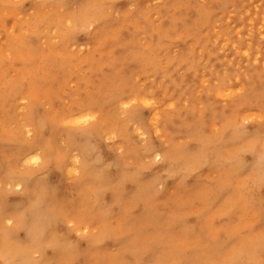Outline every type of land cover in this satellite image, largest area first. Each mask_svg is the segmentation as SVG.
I'll return each instance as SVG.
<instances>
[{
  "label": "rangeland",
  "instance_id": "rangeland-1",
  "mask_svg": "<svg viewBox=\"0 0 264 264\" xmlns=\"http://www.w3.org/2000/svg\"><path fill=\"white\" fill-rule=\"evenodd\" d=\"M57 1L58 0H52V1L50 0H22V3H21V0H0V59L2 60V63H3V65H1V61H0V79H2L0 80V89H2L0 90L1 92L0 93V108L3 109V110L0 109V123L2 122V119L3 121L7 119L6 121L8 122L6 121L5 122L9 126L7 130L6 129L7 125L4 124L5 122H2L0 124V129L6 130L10 135L11 133L12 135L19 134V127H16L14 123L18 125L17 123L21 119L20 116L21 115L22 117L23 115L25 116V113L27 111V105L31 97L32 98L36 97L37 98L36 100L40 104H42L41 109H40L42 114L49 113L50 106H48V104L46 103V99L52 95L58 96L59 98L61 97L60 104L57 106V108H59L61 111L66 112L68 117H72L74 115L79 114L78 112L79 107H77V102L83 98L84 92L86 88H88L87 82L90 80V78H95V77H90L91 72L97 70L98 73H100L99 71L102 68L107 70V73H114L115 71H117L116 70V60H114L115 58L113 54L111 55V53H112V50L116 49L118 50L117 56L119 57L120 52L122 53L125 52V49H126L125 45H132V46L135 45L134 48L141 52L143 51L142 49H144L145 56L147 52L151 53V55L148 54L147 57L148 56L156 57V58L151 57L152 59L151 58L150 59L153 60L152 61L153 63L155 59L156 61L158 60L160 65L157 70L149 69V67L152 66L151 65L152 62L149 63L147 66L146 65L147 62L145 61H147L148 58L144 56L145 57V58L143 57L144 60H141L140 62L142 66L145 68V71L144 70L141 71L138 67L132 68L131 69L132 72L129 71V74L131 73V75L128 74L130 76L129 82L131 81L130 82L131 87L129 88V90L122 88V90L127 91V94H125V96L122 98L123 101H128L130 98H133L137 95H141L147 99L153 100L155 104L158 106L157 108H159L161 111L160 112L161 117L162 118H165L166 116L168 118L171 117L170 119L172 120V116H173V118H175L173 120V123L175 125L176 124L180 125V122L184 120L183 118L184 116H189V115L193 116V114L198 116L200 114V117L202 118L204 117L203 118L204 123L198 124L199 133L202 135L201 138L203 136L204 137L206 136L205 138L203 137L204 138L203 140H207V141H214L218 137L216 136L218 133L214 132L215 126L221 127L222 125L226 126L228 123L232 124V129L228 130L227 132L228 133L227 139L229 138L228 145L227 146L224 145L226 147L221 145V150L224 149V151H222V155L225 156V157L222 156V162L217 163L215 159L209 156L210 154L206 153L203 149V152H205V156H208V157L207 159L206 157L204 158L203 152L198 154L197 157H200L201 155H203L202 159H205V161L202 160L203 161L202 164L201 163L198 164L199 167L196 166L199 168L198 170H194V172H189L188 176H187V173H185L184 171L183 173H180V174L176 173V171L175 173H170V171L168 172L166 170V168L163 166V163L161 161H157L153 159L147 160L144 157V155H142L143 154L142 152H144V148L142 146L144 139H142L141 136L139 137V135L136 134V126L134 124H126L122 118L121 119L119 118L118 113H120V109L118 108L120 107H118V105L120 103V100L117 103H115L114 108H112V116L114 117L115 123H119V121L123 120L122 121L123 125L121 124V128L123 127V130L121 129V132H122L120 133L121 139L119 140L123 141L124 143L123 146H125L127 150L124 153V157H126L125 160L129 159L130 163H132L134 167H137L139 169L140 174L142 175V178L140 180L141 181L143 180V182L140 183L135 178H132V177L131 178H120V179L115 178L114 180H112L113 183H111L110 185L111 189L108 188L106 190V185H103L105 184V182L103 183L102 180L100 181L98 180L99 174L92 173V176H91V174L87 173V174H81V175L76 176L74 174L64 175V173L61 172L62 175L66 176L65 179L69 182L75 183L76 181V184H78L79 183L78 179L75 177H79L82 179L81 181L83 182L82 184L84 186L86 185V187L90 189H93L96 182L102 184L105 187L104 191L101 193V197L103 200V202L102 201L101 202L103 205L101 204L100 207H103L102 208L103 210H98V208H96L97 206L96 207L94 206L95 205L94 197L93 198L92 197L83 198V195L80 194L79 189H78L79 199H83V200H80L81 207H82L81 212H82V217H83L81 219L85 218L84 221H80L81 219H79V222H80L79 224L77 222L78 220L76 221L70 220V222L71 221L73 222V223H70L73 226L69 228V223H68L69 220L65 222L66 220V218L64 217L65 214L63 215L62 213H60L61 215H63L62 217L64 221L63 223L58 224L57 226L62 227L64 231L69 233L74 240L79 241L84 246V248L88 250V255L86 256L87 258L85 257L82 259H87L89 261L92 259L91 260L92 262L98 263L99 260H101L102 258V260L103 259L104 261L106 260V264H117V261L119 260V258H116L117 256L115 257L113 254H111V252L112 253L116 252V255L119 253L118 254L119 257L122 256V253L124 254L125 252V250L123 251L122 247H124V243H126L125 244L126 250H128L132 254V256H127L128 257L127 259L130 260L129 264H139V262H142L145 260H151L153 264H166V263L167 264H212V263L213 264H232L235 259L234 254L237 253L238 250H239L238 253H241V255L243 254L242 253L243 250H244L243 251L244 253L246 252L245 255L243 254L244 256H241V257H240V254H237V256L240 257L239 264H262V262H264V255H262V253H264V240H262L260 236L261 235L260 234L261 216L259 212H260L261 199H264V178H263L264 177V172H263L264 162L260 163V161L264 159L263 157L264 139H261V136H258V135H261L260 129L262 128V126L264 127V124H262V121L260 120L261 116L258 117L259 115H261V113H260L259 103L257 102L259 101L262 91L264 92V81H263V86L261 88H257L256 97H253L249 94L247 96L249 99L246 98L243 101V98L241 97L240 94H243V91H242L243 85L244 87L247 85L246 89L248 91L249 89L248 87H250V84H249L250 81L252 83L254 80L258 79L259 77L264 80V10H263L264 0H233V1L229 0L228 2L229 5H226L228 7H225L223 9H221L218 5L220 0L219 1L215 0L216 2L214 0H137L138 1L137 3H136V0H117V1L113 0V2L111 0H100V1L98 0H79V3L85 6H88L89 3L90 5L95 6L97 4H103L102 2L114 5L112 9L113 12L111 9L105 10L107 11V16L104 18V20L106 24L108 23L109 24L107 25L105 30L101 33L102 35L100 34L99 38L95 39L96 41H98L99 39L103 40V42L101 44L99 43V46L96 47V51L98 52V54L96 53L94 55L96 59L95 64H93V62L91 63L86 62L84 64L85 59L88 58L86 56H89V57L92 56L91 51L93 48L88 49L85 46H82L85 43H80L79 44L80 47L79 46L77 47V45L66 44L69 36L66 35L67 31L65 29L66 27L68 28V25L70 24L76 25V26L73 25V27L74 28L77 27V29L79 30L76 32L77 34L75 33L79 41L81 37H86L90 35L89 33H92L93 31L95 32L97 28V26H95V30H94L93 27L86 24L85 19L87 17L85 16L86 17L85 18L84 16H82L81 12L86 11L87 15L93 14L96 12L101 16L104 10L102 9L99 10V8L96 9V7H88V8L84 7L82 9L80 7L77 10L76 9L70 10V9L65 8L64 6L65 4L69 3L68 0H59L60 4L63 5V7L61 5L60 7ZM64 1L65 3L63 4ZM96 1H98V3ZM19 3L21 5H19ZM15 4H17L18 6ZM42 4L45 6H43ZM131 4L132 5L134 4L135 7H132ZM43 7L44 9L42 10ZM202 8H204L205 11H208L210 13L212 12L210 21L205 26H202L200 24V22L198 21V17H197L199 16V13H201L204 10ZM208 9L209 10L212 9V10L209 11ZM39 10H40V14H39ZM72 10H74V12H72ZM87 11H89V13ZM71 12L73 13V15L74 14L76 15L74 16L77 17V21H80L82 18L84 21L81 20L80 23L79 22L72 23L73 20L70 21V19L68 18L69 14H72ZM86 13H83V15H86ZM117 13H119V15H117ZM55 14H58V15L56 16ZM64 16H66L67 18L65 17V19L63 18L64 19L63 20L62 17ZM109 18L110 20H107ZM65 20L67 22H65ZM55 21H57L58 24ZM64 22L67 25L64 24ZM30 23L31 24L35 23V24L31 25ZM39 23H42L43 25ZM22 24L24 25L22 26ZM65 25L66 27L64 28ZM135 29L138 30V32ZM58 30L60 31V34ZM167 30L168 32L165 33ZM62 31L66 32V34ZM131 31L133 32L131 33ZM114 32H116L117 34ZM163 32L167 34L165 36L169 35L171 39L169 36L166 37L167 39L164 38L165 36H163L164 35ZM35 33H37L38 36ZM160 33L161 35L162 34L163 35L161 36ZM63 36H65L64 39L66 41H63L64 40L62 39ZM108 36H110L112 39ZM125 36L127 37L126 41H124ZM16 37L19 39V40L17 39L18 41H16ZM115 37H118V38H115ZM14 38L15 40H13ZM159 41L162 43L161 45L159 44L160 43ZM11 43L13 44L12 47H11L12 45ZM163 44H167V45L163 46ZM34 46L36 47L34 48ZM27 48L29 49V52H27ZM16 49H17V53H15ZM150 50L153 52V55ZM188 50L190 53L188 52ZM242 50H249L251 54L254 55V58L257 59V61H251V60L246 59V57H241L240 54H238V51H242ZM24 51L27 54L24 53ZM156 51L158 52L157 55H156ZM3 53H5V55H3ZM16 54L18 57H16ZM55 55H57V57ZM182 55L185 57V59H183L184 57H182ZM186 56H188L189 59ZM11 58L12 60H10ZM186 59L190 61H187ZM52 62L54 63V67H53ZM71 63H73L74 65L73 64L71 65ZM98 65H100V67H98ZM29 67H32V68L30 69ZM58 67H59V70H58ZM27 68L30 69L29 72H28L29 69ZM63 68L67 70L63 72ZM71 68L74 72L71 71ZM54 69L55 70L57 69V70L55 71ZM136 70L139 72H137ZM57 73H58V76H56ZM85 73L86 75H84ZM26 75H29V76H26ZM51 75L54 77L53 79ZM24 76L27 77L26 80ZM183 77L185 80L186 78H188L189 81H184ZM41 78L43 80H41ZM83 78L85 81L81 80ZM42 83L43 85L41 86ZM225 84L227 85L225 86ZM134 85H136V87ZM6 86H8V88ZM152 87L153 89H150ZM166 88L168 89V91L171 90V92L166 93L165 91ZM12 89L15 90L17 94L14 93ZM155 89L156 90L158 89V90L156 91ZM236 90L237 91L240 90L242 92H237ZM53 91H54V94H53ZM58 91H59V94H56ZM155 91L157 92L156 94H155ZM174 91L175 93H173ZM224 91L226 93H229L230 91H231L230 93H232L233 91H235L236 94L233 95L234 97L233 96L228 97L225 93L227 97H225L224 95L225 97V98L223 97L224 99L216 98L217 93L224 92ZM2 92H3V96H2ZM151 92L152 94H150ZM136 93L137 95H135ZM164 93H165V96H164ZM24 94L25 96H22ZM157 95L159 96L157 97ZM11 96H12V99L10 98ZM159 97L160 98L162 97L163 100L162 98L160 99ZM2 98H4V101ZM22 99H26L27 101L23 102ZM42 99L44 101H42ZM228 99H230V101ZM251 100H252V103H251ZM231 101L234 103H231ZM172 102L175 105L174 107L169 108L168 106ZM237 102H238L237 104L238 106L236 105ZM1 103L4 104V106H2ZM241 103L244 104L245 106H243ZM226 105L230 107H226ZM135 106L137 105H133L132 107H135ZM138 106L141 110L142 117L148 120L150 117V109L140 106V105ZM224 106L226 109H224ZM5 107L7 110H5ZM203 108L205 110H203ZM232 108H234V112ZM219 110L221 112L225 110L224 117L225 118L230 117L232 121L230 120L226 121L224 117L223 119L219 117L220 115ZM178 111H180L181 113H177ZM229 111H232L234 113L232 114L233 116H231V113ZM225 112L229 114H225ZM249 115H252L254 117H251ZM214 116L215 117L218 116V117L215 118ZM11 118H13V120H11ZM214 118L215 120L218 118L220 120L215 121ZM17 119L19 120L17 121ZM10 120L13 122H11ZM233 121H236L237 125L233 124L235 123ZM257 121L259 122L256 123ZM9 122L12 124H10ZM240 125L242 128L240 127ZM235 128L236 129L239 128V130L240 129L248 130L247 133H250V134H246L245 136L246 139L243 141L245 143L240 142L239 140L234 138L235 136H237L236 134L233 133ZM48 130H50V128ZM58 130L60 132L59 134L65 139V141H68L69 138L67 136V132H65L66 130L64 132H61V129H58ZM133 131H135V133ZM232 134L235 135L233 136V138H232ZM28 136L25 137V139L34 138V134L31 137H28ZM152 138L154 139V135H152ZM254 138L256 139L255 141H251L252 143V146H251L250 140H254ZM161 139L163 142H166V141L169 142V132L164 127H162ZM183 140L189 141L190 139L188 138V135L186 138V133H179L175 139L176 144L182 145L184 142ZM188 141L185 143V145L188 144ZM61 144L62 143H60V146L63 147L65 142L62 145ZM110 144L113 145L114 144L113 141ZM253 144L255 145V148ZM68 147L70 148H65L64 153L66 155L68 151L70 150L71 156L68 157L66 160L62 159L64 162V165L66 164L67 166L70 165L69 160L71 159V157L73 155L76 156L78 154V151L75 149L74 145H72V142L68 144ZM191 147H193V149ZM197 147L200 149V146H197L193 143L190 146V150H196L198 152L199 149ZM247 147H250V148H247ZM100 148L101 149H99V153L105 159V161H108V162L114 161L115 152L111 148H109L106 144H101ZM242 148L245 150H243ZM234 151L236 153H234ZM243 152H245V154H242ZM228 154L232 157H230ZM234 154L236 155L234 156ZM126 155H129V156H126ZM260 155L262 156L260 157ZM141 156L143 157L141 158ZM226 156H229V157H227L226 159ZM141 159H144V160H141ZM207 161H210V162H207ZM205 162H207L208 164H205ZM141 163L144 164V166L147 167V169L143 168L140 165ZM261 164L263 166H261ZM101 165H102V162L95 159V166L100 169ZM237 167L241 171H239ZM74 168H77L80 174L81 168L79 167V165L74 166ZM109 169H110L111 174L117 177L118 170L116 169V167L114 165L112 166L110 165ZM223 170L225 173H223ZM228 170H229V173H228ZM220 173H221V176H220ZM250 173H252V175ZM197 176L198 178H196ZM96 178L99 182L92 180V179L96 180ZM248 179L250 180L248 181ZM51 180L52 182H60L62 180V177L59 176L57 173L52 172ZM49 184L52 185V183H49ZM146 184H148L149 186H152V189L151 190L148 188L144 189V185ZM242 186L243 188H241ZM136 188L137 190H135ZM140 190H142V192ZM152 190L155 191V193L152 192V194L154 195L151 196ZM214 191H217V192H214ZM240 191L242 193H240ZM16 192L17 190H15V193ZM15 193L10 194V202L13 205L12 207L14 211L16 209V201H17ZM115 194H118L117 195L118 199L122 197L120 200L122 201V207H123V204L125 205L124 210L126 212L124 214H121L122 207L112 204L113 197ZM35 197L36 196L33 192L30 193V199L32 201H35L34 200ZM138 199H139V202H138ZM83 203L85 205H83ZM244 206L246 208H244ZM82 209H84V211ZM251 210L252 211L254 210V211L252 212ZM94 211H96V213ZM85 212H88V213H85ZM109 212L111 213V215ZM89 213H91L92 215L91 214L89 215ZM104 213L106 215H104ZM83 214L85 215L87 214L91 217H87V215L83 216ZM93 214H96V215H93ZM126 217H129V218H126ZM90 219L91 220L93 219V220L90 221ZM30 221L31 220L27 221L28 225L31 224ZM94 221L96 222V224H94ZM119 221H120V225H119ZM169 223L173 225L170 226ZM131 224L132 226L136 227V229H138L136 230L137 232H135V228H133ZM184 225H187V227ZM32 226H33L32 224L31 226H29V230ZM89 226L91 227L89 228ZM95 226L96 228H94ZM121 226L124 229V231L123 229L120 228ZM114 227H116V229ZM131 227L133 228L132 229L133 231L131 230ZM41 228L40 229L42 231L39 229V227H38V230H33V229H37L34 227L32 230L34 231V234H37V233L40 234V231H41V234L39 235V237H41L42 235L44 239L51 240L54 242V244L52 245H56L55 248H57L56 250L58 252L56 251L57 255L55 254L56 255L55 257L57 259H60V261L62 262V258L65 255H71L73 257L74 255H76V257H79L78 256L79 254H71V253H78V252H75L77 251V248L69 247L71 243L69 244L68 241L67 243L65 242L66 240L64 239V232H60L62 236L60 237L59 235L58 238L56 235H52V239H51V236L48 235L49 233L52 234L51 228L48 227L47 225L45 226L47 230L44 229V226ZM76 228H77V231H76ZM118 228H120L121 230H119ZM92 229L94 232L92 231ZM103 229H104V232H102ZM125 230H128V232ZM142 230L143 232H145L143 234V236H145L144 237L145 240L147 238V240H149V243L148 241L145 242L144 238L140 240L141 241L143 240L142 242L145 244L148 243L146 245H143L141 241L137 240L140 237L142 238V234H141ZM88 231H90L91 233H94L95 236L93 234L91 235V233ZM116 231L118 232L120 231L119 234L123 232V236L120 237V235ZM133 232L137 233V235L134 234ZM84 233L86 236L84 235ZM103 233L105 237L101 236L103 235ZM81 235L82 237H80ZM134 235L136 236V239L133 240L132 238L135 237ZM256 235H258L256 237L257 239L255 238ZM129 237H131V239L133 240V241L130 240V242L132 241L134 243L136 240L135 243H138V244L135 245L133 243H130L131 246L130 248H128L127 246H128L129 240L127 241V239ZM99 238H102L103 241H100L101 239ZM59 239H61L62 241L61 240L59 241ZM88 240L91 242L88 243ZM56 241L58 244L56 243ZM246 241L248 243H246ZM150 242L154 244L152 243L150 244ZM242 244L245 245V248ZM137 245L139 246L137 247ZM66 246L69 249L71 248L70 249L71 252H69L70 250L69 251L67 250L68 248L64 249ZM92 246L97 247V248L95 249ZM119 246L121 247L122 250L120 249ZM239 246H242V247H239ZM89 247L91 249H89ZM143 247L144 248L147 247V248H145L144 250ZM255 248H257V250ZM148 249L150 250L148 251ZM139 251L142 253H140ZM231 251H233L232 253L234 252L235 253L232 254ZM32 252L33 253L35 252V253L33 254ZM62 252L64 255L61 254ZM38 254L39 253H37L36 250L31 251L30 259L33 260L34 258V260L31 261L32 264H40L41 255L40 254L38 255ZM229 254L230 255L232 254L231 256L233 257L232 258L229 257L228 256ZM35 255L37 257L39 256L40 261L36 260L37 257ZM91 255L93 256L91 257ZM250 255H251V259L249 257ZM133 256H136V257H133ZM110 258L112 261L109 260ZM137 258L138 260H135ZM74 259L75 260L73 261H78L81 258L77 260V258L74 257ZM221 259L225 260V262L223 263V260L221 261ZM253 260L255 261L253 262ZM124 261L125 260H123V262H120V263L123 264ZM124 264H128V262L125 261Z\"/></svg>",
  "mask_w": 264,
  "mask_h": 264
},
{
  "label": "bare ground",
  "instance_id": "bare-ground-1",
  "mask_svg": "<svg viewBox=\"0 0 264 264\" xmlns=\"http://www.w3.org/2000/svg\"><path fill=\"white\" fill-rule=\"evenodd\" d=\"M50 1H52V0H50ZM69 1V0H68ZM98 1H100V0H98ZM98 1H96L97 3H98ZM112 2H113V0H111ZM115 1V0H114ZM117 1V0H116ZM215 1V0H214ZM216 1H219V0H216ZM215 1V2H216ZM233 1V0H232ZM41 2V1H40ZM56 2V1H55ZM89 2V1H88ZM120 2V1H119ZM138 1L136 0V3H137ZM228 2H229V0H220L219 1V7L221 8V9H223V8H225V7H228V6H226V5H229L228 4ZM21 3H22V0H21ZM35 3H37V2H35ZM50 3V2H49ZM52 3V2H51ZM57 3H59V6L61 5L60 4V1L58 0L57 1ZM61 3H62V1H61ZM65 3V1L63 2V4ZM95 3V2H94ZM100 3V2H99ZM102 3H104V2H102ZM212 3V2H211ZM261 3V2H260ZM18 4V3H17ZM17 4H15V5H17ZM92 4H93V2H92ZM96 4V3H95ZM149 4V3H148ZM231 4V3H230ZM259 4V3H258ZM19 5H21L20 3H19ZM43 5V4H42ZM66 5V4H65ZM64 5V6H65ZM89 5H90V3H89ZM132 5V4H131ZM134 5V4H133ZM166 5V4H165ZM262 5V4H261ZM18 6V5H17ZM43 6H45V5H43ZM49 6V5H48ZM55 6V5H54ZM62 7H63V5H61ZM60 6V7H61ZM114 6V5H113ZM115 6H116V4H115ZM119 6V5H118ZM175 6V5H174ZM181 6H183V5H181ZM185 6V5H184ZM52 7V6H51ZM156 7V6H155ZM256 7V6H255ZM261 7V6H260ZM17 8V7H16ZM88 8V7H87ZM116 8H118V7H116ZM115 8V9H116ZM138 8V7H137ZM209 8H211V7H209ZM219 8V9H220ZM28 9V8H27ZM44 9V7L42 8V10ZM55 9H56V7H55ZM82 9V8H81ZM97 9V8H96ZM113 9V8H112ZM111 9V10H112ZM160 9V8H159ZM198 9V8H197ZM202 9H204V8H202ZM59 10V9H58ZM64 10V9H63ZM77 10V9H76ZM100 10V9H99ZM102 10H104V9H102ZM119 10H120V8H119ZM127 10V9H126ZM209 10V9H208ZM212 9H210L209 11H211ZM264 10V9H263ZM30 11V10H29ZM51 11H53V10H51ZM82 11V10H81ZM116 11V10H115ZM122 11V10H121ZM19 12V11H18ZM69 12V11H68ZM72 12H74V10H72ZM71 12V13H72ZM88 13H89V11H87ZM104 12H105V10H104ZM112 12H113V10H112ZM119 12V11H118ZM126 12V11H125ZM128 12V11H127ZM187 12H189V11H187ZM198 12V11H197ZM67 13V12H66ZM82 13V16H86L85 18V21H86V24H88L89 26H91V27H93V29L95 30V26H98V23L100 22L98 19H95V18H97V17H100V15L98 14V13H93V14H89V15H87V13H86V11L84 12H81ZM80 13V14H81ZM83 13H86V15H83ZM91 13V12H90ZM212 13V12H211ZM210 12H208V11H205V9L201 12V13H199V16H197L198 17V21L200 22V24L202 25V26H205V25H207L208 24V22L210 21V18H211V16H212V14H211ZM20 14V13H19ZM18 14V15H19ZM30 14V13H29ZM39 14H40V10H39ZM68 14V13H67ZM73 14V13H72ZM110 14V13H109ZM131 14V13H130ZM38 15V14H37ZM56 16L58 15V14H55ZM70 15V14H69ZM75 15V14H74ZM118 15V14H117ZM141 15V14H140ZM172 15H174V14H172ZM68 16V15H67ZM76 16V15H75ZM136 16H138V15H136ZM35 17V16H34ZM60 17V16H59ZM65 17L66 16H64V17H62V19L64 18L65 19ZM79 17V16H78ZM109 17H110V15H109ZM174 17V16H173ZM188 17H189V15H188ZM54 18V17H53ZM67 18V17H66ZM77 18V17H76ZM105 18V17H104ZM121 18V17H120ZM143 18V17H142ZM192 18V17H191ZM61 19V18H60ZM63 19V20H64ZM180 19V18H179ZM48 20V19H47ZM56 20V19H55ZM58 20H59V18H58ZM81 20H83V18L81 19ZM80 20V21H81ZM107 20H110V18L109 19H107ZM119 20H121V19H119ZM118 20V21H119ZM137 20V19H136ZM138 20H139V18H138ZM137 20V21H138ZM61 21V20H60ZM59 21V22H60ZM70 21H71V19H70ZM80 21H78L79 23H80ZM84 21V20H83ZM175 21V20H174ZM33 22V21H32ZM35 22H36V20H35ZM44 22H45V20H44ZM55 22H57V21H55ZM65 22H67L66 20H65ZM64 22V24H66ZM38 23V22H37ZM36 23V24H37ZM47 23H48V21H47ZM71 23V22H70ZM72 23H74V22H72ZM106 23V22H105ZM31 24V23H30ZM35 24V23H34ZM34 24H31V25H34ZM39 24H42V23H39ZM57 24H58V22H57ZM69 24V23H68ZM81 24H82V22H81ZM80 24V25H81ZM109 24V23H108ZM107 24V25H108ZM137 24V23H136ZM251 24V23H250ZM24 24H22V26H23ZM43 25V24H42ZM67 25V24H66ZM66 25L64 26V28L66 27ZM74 25V24H73ZM85 25V24H84ZM83 25V26H84ZM133 25V24H132ZM198 25V24H197ZM22 26H21V28H22ZM29 26V25H28ZM40 26V25H39ZM38 26V27H39ZM69 26V25H68ZM74 26H76V25H74ZM82 26V25H81ZM86 26V25H85ZM84 26V27H85ZM88 26V27H89ZM135 26V25H134ZM200 26V25H199ZM63 27V26H62ZM137 27V26H136ZM135 27V28H136ZM20 28V27H19ZM58 28H59V26H58ZM83 28V27H82ZM81 28V29H82ZM90 28V27H89ZM170 28V27H169ZM28 29V28H27ZM66 29H67V27H66ZM65 29V30H66ZM76 29H77V27H76ZM86 29H87V27H86ZM130 29V28H129ZM138 29H139V27H138ZM161 29V28H160ZM167 29V28H166ZM184 29V28H183ZM29 30V29H28ZM33 30V29H32ZM119 30H121V29H119ZM118 30V31H119ZM126 30H128V29H126ZM134 30V29H133ZM136 30V29H135ZM145 30V29H144ZM7 31V30H6ZM31 31V30H30ZM35 31V30H34ZM34 31H32V32H34ZM41 31V30H40ZM59 31V30H58ZM79 31V30H78ZM113 31V30H112ZM137 32H138V30H136ZM155 31V30H154ZM181 31V30H180ZM179 31V32H180ZM11 32V31H10ZM62 32H64V31H62ZM82 32V31H81ZM117 32V31H116ZM116 32H114V33H116ZM133 31H131V33H132ZM146 32V31H145ZM159 32V31H158ZM168 32V30L165 32V33H167ZM186 32V31H185ZM194 32V31H193ZM65 34H66V32H64ZM83 33V32H82ZM92 33H94V31L92 32ZM92 33H89V34H92ZM164 33V32H163ZM164 33V35L163 36H165V35H167V34H165ZM197 33V32H196ZM35 34H37V33H35ZM59 34H60V31H59ZM77 34V33H76ZM80 34V33H79ZM117 34V33H116ZM121 34V33H120ZM169 34H170V32H169ZM221 34V33H220ZM66 35H68V32H67V34ZM65 35V36H66ZM102 35V34H101ZM107 35V34H106ZM106 35H104V36H106ZM115 35V34H114ZM160 35H161V33H160ZM161 35V36H162ZM183 35V34H182ZM31 36H32V34H31ZM37 36H38V34H37ZM65 36H63V38L62 39H64V37ZM69 36V35H68ZM121 36H123V35H121ZM169 36V35H168ZM168 36H165L164 38H166V37H168ZM176 36H178V35H176ZM60 37H62V36H60ZM67 37V36H66ZM103 37V36H102ZM108 37H110V36H108ZM120 37V36H119ZM170 37V36H169ZM32 38V37H31ZM59 38V37H58ZM111 38V37H110ZM115 38H118V37H115ZM136 38H137V36H136ZM11 39V38H10ZM9 39V40H10ZM18 38L16 37V41H18L17 40ZM22 39V38H21ZM67 39V38H66ZM69 39V38H68ZM67 39V40H68ZM106 39V38H105ZM105 39H104V41H105ZM112 39V38H111ZM153 39V38H152ZM159 39V38H158ZM162 39V38H161ZM167 39V38H166ZM170 39H171V37H170ZM173 39V38H172ZM13 40H15V38L13 39ZM27 40V39H26ZM61 40V39H60ZM99 40H101V39H99ZM99 40L98 41H96L95 39L93 40V42L92 43H90V44H84V45H82V46H85L86 48H88V49H92V51H91V54H92V56H86V57H88V58H86L85 56V61H84V64L86 63V62H88V63H91V62H93V64H95V61H96V59H95V54L97 53L98 54V52L96 51V47L97 46H99ZM127 40V37L125 36L124 37V41H126ZM200 40H201V38H200ZM220 40V39H219ZM22 41V40H21ZM28 41H30V40H28ZM28 41H27V43H28ZM63 41H66L65 39L63 40ZM103 41V40H102ZM186 41V40H185ZM60 42V41H59ZM131 42V41H130ZM160 42V41H159ZM163 42V41H162ZM14 43V42H13ZM32 43V42H31ZM104 43H106V42H104ZM158 43V42H157ZM168 43V42H167ZM8 44H10V43H8ZM12 44V43H11ZM62 44V43H61ZM67 44V43H66ZM65 44V45H66ZM101 44V43H100ZM160 45L162 44L161 42L159 43ZM169 44V43H168ZM20 45V44H19ZM29 45V44H28ZM35 45V44H34ZM104 45V44H103ZM155 45H157V44H155ZM165 45H167V44H163V46H165ZM170 45V44H169ZM228 45V44H227ZM13 46V44L11 45V47ZM63 46V45H62ZM118 46V45H117ZM126 46V49H125V52L124 53H122V52H120L119 54V57L117 56V53H118V50H116V49H114V50H112V53H111V55L113 54V56H114V60H116V70L117 71H115L114 73H107V70H105L104 68H102V69H100V73H98V71L97 70H95V71H92L91 72V75H90V77H95V78H90V80L87 82V85H88V88H86V90H85V92H84V96H83V98L80 100V101H78L77 102V107H79V109H78V112H79V114H77V115H74V116H72V117H68V115L66 114V112H64V111H61L59 108H57V106L60 104V98L58 97V96H55V95H52V96H49V98H47L46 99V103L48 104V106H50V109H49V113H46L47 114V116L48 117H54L55 118V124H54V126H50V130L52 131V127H54L55 128V132H57V133H60L59 132V130L58 129H61V132H64L65 130V132H67V136H68V138L71 136L72 137V145H74V147H75V149L78 151V154L75 156V155H73L72 157H71V159L69 160V166H65L64 165V162H63V160H61L60 161V166H57L56 165V167H57V171H60V172H62V173H64V175H69V174H74V175H76V176H78V175H81V174H91V176H92V173H95V174H99V178H98V180L100 181V180H102L103 181V183L105 182V184H103V185H106V190L109 188V189H111V187H110V185H111V183H113V181L112 180H114L115 178L116 179H120V178H135L138 182H140V183H142L143 182V180L141 181L140 179L142 178V175L140 174V171H139V169L137 168V167H134L133 165H132V163H130V161H129V159L127 160H125V158L126 157H124V153H125V151H127L126 150V147L125 146H123L124 145V143H123V141H121V140H119V139H121L120 138V133H122L121 132V129L123 130V127L121 128V124H122V121H119V123H115V121H114V117L112 116V108H114V105H115V103H117L119 100H120V103H124V102H130L131 100H136L137 101V106H135V107H138L139 108V106L138 105H140V106H143L144 107V105L142 104V103H140V101L141 100H150V99H147V98H145V97H143V96H141V95H137V93L135 94V95H137V96H135V97H133V98H130L128 101H123L122 100V98L125 96V94H127V91H125V90H122V88L123 89H126V90H129V88L131 87V81L129 82V75H131V73L129 74V71L130 72H132V68H134V67H138L141 71H145V68L142 66V64H141V60H144L143 59V57L145 56V52H144V49H142L143 51L141 52V51H139V50H136L134 47H135V45L134 46H132V45H125ZM154 46V45H153ZM19 47V46H18ZM21 47H22V45H21ZM36 46H34V48H35ZM71 47V46H70ZM76 47V46H75ZM78 47V46H77ZM80 47V46H79ZM158 47V46H157ZM156 47V48H157ZM167 47V46H166ZM170 47V46H169ZM83 48V47H82ZM81 48V49H82ZM137 48V47H136ZM145 48H146V46H145ZM154 48V47H153ZM162 48V47H161ZM224 48V47H223ZM23 49H24V47H23ZM26 49V48H25ZM31 49V48H30ZM60 49H62V48H60ZM66 49V48H65ZM73 49V48H72ZM76 49V48H75ZM158 49V48H157ZM164 49V48H163ZM9 50V49H8ZM20 50H21V48H20ZM67 50V49H66ZM79 50V49H78ZM84 50V49H83ZM141 50V49H140ZM212 50V49H211ZM10 51H11V49H10ZM9 51V52H10ZM13 51V50H12ZM15 51V50H14ZM19 51V50H18ZM148 51V50H147ZM151 51V50H150ZM154 51V50H153ZM158 51V50H157ZM156 51V55H157V52ZM166 51V50H165ZM183 51V50H182ZM27 52H29V49L27 48ZM32 52V51H31ZM37 52V51H36ZM64 52V51H63ZM79 52H81V51H79ZM104 52V51H103ZM144 52V53H143ZM152 52V51H151ZM188 52H189V50H188ZM213 52V51H212ZM240 52V53H239ZM5 53H7V52H5ZM5 53H3V55H5ZM13 53V52H12ZM12 53H11V55H12ZM15 53H17V49H16V52ZM22 53H23V51H22ZM24 53H26L25 51H24ZM33 53V52H32ZM54 53V52H53ZM85 53V52H84ZM83 53V54H84ZM184 53V52H183ZM190 53V52H189ZM27 54V53H26ZM29 54V53H28ZM36 54V53H35ZM57 54H59V53H57ZM82 54V55H83ZM87 54V53H86ZM99 54H100V52H99ZM108 54V53H107ZM151 55V53H148L147 52V54H146V56L145 57H147V55ZM238 54H240V56L241 57H246V59H248V60H251V61H257V59L256 58H254V55L253 54H251V52L249 51V50H242V51H238ZM152 55H153V52H152ZM167 55V54H166ZM191 55V54H190ZM189 55V56H190ZM8 56V55H7ZM20 56V55H19ZM23 56V55H22ZM56 57H57V55H55ZM60 56H61V54H60ZM72 56H73V54H72ZM99 56V55H98ZM97 56V57H98ZM193 56V55H192ZM238 56V55H237ZM13 57V56H12ZM16 57H18L17 56V54H16ZM59 57V56H58ZM70 57V56H69ZM144 57V58H145ZM152 58H156V57H153V56H151ZM150 56H148L147 58V61H145V62H147L146 63V65L148 66V64L149 63H151L153 60H151L152 58H151ZM182 57H184L183 55H182ZM187 58H188V56H186ZM22 58V57H21ZM24 58H26V57H24ZM151 58V59H150ZM159 58V57H158ZM157 58V59H158ZM211 58H212V56H211ZM225 58V57H224ZM7 59H8V57H7ZM62 59V58H61ZM60 59V60H61ZM67 59V58H66ZM108 59H110V58H108ZM183 59H185V57L183 58ZM189 59V58H188ZM193 59V58H192ZM10 60H12V58L10 59ZM23 60H25V59H23ZM50 60V59H49ZM60 60H59V62H60ZM84 60V59H83ZM171 60V59H170ZM187 60V59H186ZM0 61H1V65H3V63H2V60L0 59ZM14 61V60H13ZM63 61V60H62ZM104 61V60H103ZM187 61H190V60H187ZM186 61V62H187ZM198 61V60H197ZM71 62H72V60H71ZM164 62V61H163ZM180 62V61H179ZM25 63H27V62H25ZM32 63V62H31ZM30 63V64H31ZM65 63V62H64ZM75 63V62H74ZM107 63V62H106ZM105 63V64H106ZM143 63H144V61H143ZM161 63V62H160ZM29 64V63H28ZM52 64H53V67H54V63L52 62ZM58 64V63H57ZM67 64V63H66ZM73 63H71V65H72ZM180 64V63H179ZM191 64V63H190ZM74 65V64H73ZM89 65H91V64H89ZM152 66H150L149 67V69H152V70H157L158 69V67H159V61L157 60L156 61V59L154 60V63L152 62V64H151ZM183 65V64H182ZM52 66V65H51ZM82 66V65H81ZM11 67V66H10ZM26 67V66H25ZM67 67V66H66ZM65 67V68H66ZM71 67V66H70ZM69 67V68H70ZM78 67V66H77ZM76 67V68H77ZM98 67H100V65H98ZM12 68V67H11ZM23 68V67H22ZM30 69L32 68V67H29ZM29 68H27V69H29ZM57 68V67H56ZM91 68V67H90ZM190 68V67H189ZM193 68V67H192ZM18 69H20V68H18ZM30 69L28 70V72L30 71ZM89 69V68H88ZM88 69H86V70H88ZM55 70V69H54ZM57 70V69H56ZM55 70V71H56ZM58 70H59V67H58ZM65 70H67V69H64L63 68V72L65 71ZM76 70V69H75ZM85 70V69H84ZM90 70V69H89ZM135 70V69H134ZM133 70V71H134ZM178 70V69H177ZM21 71V70H20ZM71 71H73L72 70V68H71ZM137 71V70H136ZM26 72H27V70H26ZM61 72V71H60ZM69 72H70V70H69ZM74 72V71H73ZM88 72V71H87ZM137 72H139V71H137ZM159 72H160V70H159ZM186 72V71H185ZM33 73H34V71H33ZM54 73V72H53ZM31 74V73H30ZM65 74V73H64ZM73 74V73H72ZM129 74V75H128ZM146 74H147V72H146ZM151 74V73H150ZM260 74V73H259ZM33 75V74H32ZM31 75V76H32ZM84 75H86V73L84 74ZM187 75V74H186ZM26 76H29V75H26ZM26 76H24V78H25V80H26ZM30 76V77H31ZM56 76H58V73H57V75ZM259 76H261V75H259ZM41 77V76H40ZM51 77H52V79L54 78L52 75H51ZM65 77V76H64ZM68 77V76H67ZM170 77V76H169ZM82 78V77H81ZM249 78V77H248ZM58 79V78H57ZM192 79H194V78H192ZM229 79V78H228ZM252 79V78H251ZM0 80H2V79H0ZM4 80V79H3ZM17 80V79H16ZM24 80V81H25ZM41 80H43L42 78H41ZM62 80V79H61ZM81 80H84V78L83 79H81ZM183 80L184 81H189V79L188 78H186V80L184 79V77H183ZM11 81V80H10ZM34 81V80H33ZM47 81V80H46ZM69 81V80H68ZM85 81V80H84ZM120 81V82H119ZM137 81V80H136ZM153 81V80H152ZM192 81V80H191ZM239 81V80H238ZM263 79H261L260 77L258 78V79H256V80H254L252 83H251V81L249 82V84H250V87H248L249 89H248V91H247V89H246V86L244 87V85H243V87H242V91H243V94H240L241 95V97L243 98V101H244V99H246V98H248L247 96L250 94L251 96H253V97H256V93H257V88H261L262 86H263ZM2 82V81H1ZM12 82V81H11ZM56 82H57V80H56ZM7 83V82H6ZM10 83V82H9ZM8 83V84H9ZM15 83V82H14ZM60 83V82H59ZM203 83V82H202ZM204 83H206V82H204ZM21 84V83H20ZM33 84V83H32ZM39 84V83H38ZM156 84V83H155ZM186 84V83H185ZM6 85V84H5ZM4 85V86H5ZM12 85V84H11ZM43 85V83L41 84V86ZM60 85V84H59ZM201 85H203V84H201ZM227 84H225V86H226ZM9 86V85H8ZM8 86H6L7 88H8ZM20 86V85H19ZM40 86V87H41ZM135 87H136V85H134ZM11 87V86H10ZM51 87H53V86H51ZM60 87V86H59ZM162 87V86H161ZM12 88V87H11ZM24 88V87H23ZM104 89L105 90V93H104V95L103 96H101L100 95V92H101V89ZM159 88V87H158ZM21 89V88H20ZM25 89V88H24ZM24 89H22V90H24ZM150 89H153V87L152 88H150ZM183 89H185V88H183ZM0 90H2V89H0ZM6 90H8V89H6ZM13 90V89H12ZM40 90V89H39ZM156 90V89H155ZM158 90V89H157ZM156 90V91H157ZM159 90H161V89H159ZM238 90V89H237ZM236 90V91H237ZM14 91V93H16L17 94V92H15V90H13ZM13 91H11V92H13ZM57 91V90H56ZM62 91V90H61ZM61 91H60V93H61ZM137 91H139V90H137ZM154 91V90H153ZM155 91V94L157 93ZM166 93H168V92H171V90H169L168 91V89L166 88ZM182 91V90H181ZM242 91H237V92H242ZM10 92V93H11ZM24 92V91H23ZM179 92V91H178ZM186 92V91H185ZM202 92V91H201ZM231 92V91H230ZM226 93L225 91L224 92H219V93H217L216 94V98H218V99H220V98H223L224 97V95H225V93H226V95L228 96V97H231V96H233L234 94H236V92L235 91H233L232 93ZM263 92V91H262ZM1 93V92H0ZM7 93V92H6ZM35 93V92H34ZM140 93V92H139ZM138 93V94H139ZM173 93H175V91L173 92ZM259 93V92H258ZM12 94V93H11ZM53 94H54V91H53ZM56 94H59V91L56 93ZM150 94H152V92L150 93ZM10 95V94H9ZM14 95V94H13ZM28 95V94H27ZM181 95H182V93H181ZM225 95V97H227ZM240 95H238V96H240ZM2 96H3V92H2ZM1 96V97H2ZM6 96H8V95H6ZM5 96V97H6ZM22 96H25V94L24 95H22ZM30 96V95H29ZM159 95H157V97H158ZM164 96H165V93H164ZM163 97V96H162ZM161 97V98H162ZM168 97V96H167ZM224 97V98H225ZM234 97V96H233ZM11 99H12V96L10 97ZM22 98V97H21ZM39 98V97H38ZM41 98V97H40ZM160 98V97H159ZM160 98V99H161ZM178 98V97H177ZM186 98V97H185ZM223 98V99H224ZM3 99V101H4V98H2ZM6 99H8V98H6ZM37 98L36 97H31L30 98V100H29V103H28V105H27V111H26V113H25V116L23 115V117H22V115L20 116L21 117V119H20V121H18L19 119H17V121H18V125H16L15 123H14V125L16 126V127H19V134L18 135H12V133H11V135L6 131V130H2V129H0V198H3L4 196H5V194H7V196H6V198H7V200H8V202H9V205H10V211H11V215H9L8 216V218H10V219H12V221H13V223L11 224V225H9L8 223H7V220L4 218L5 217V212H4V210H3V208L2 207H0V236H3L4 235V233H3V229H7L8 230V233H7V236H8V240H9V242H10V249H9V252H8V255H9V258H13V259H19V260H22V261H24L25 262V264H32V262L31 261H33L34 260V258H33V260H31L30 258V253H31V251L32 250H36L37 251V253H39L41 256V261H40V258H39V256L37 257L36 255V257L38 258H36V260H39L40 261V264H48V261H50V260H52V259H55V260H57V261H59V262H61L60 261V259H57L55 256L57 255L56 254V249L57 248H55V246L56 245H52V244H54V242L53 241H51V240H47V239H44L43 237H42V235H41V237H39V235L41 234V227H43L44 226V229L45 230H47L46 228H45V226L47 225L48 227H50L51 228V232H52V234H48V235H50L51 236V239H52V235H56L57 236V238H58V236L60 235V237L62 236L61 234H60V232L59 231H56L55 230V226H57L58 224H61V223H63V213H62V211H61V209H62V202H56V203H54V204H52L50 207L48 206V204L51 202V186L52 185H54V184H56V183H58V182H52V180H51V175L48 173L49 172V169H50V167H52L53 166V161L51 160V162L50 163H48L47 165H44L43 164V160H42V164L41 165H28V164H25V160H28V159H30L31 158V156H30V153L31 154H36V153H40V151H41V148H40V146L38 145V138L34 135V138L33 139H30V138H27V139H25V137H27L28 136V132L29 131H33V119H32V113H33V110L35 109V110H38L40 113H41V105L42 104H40L37 100H36ZM100 99H103L106 103H111L112 104V108H111V110L110 111H107V112H105V113H103V119H101V114H100V112L98 111V110H93V108H92V106L89 104V101H92V100H100ZM235 99V98H234ZM233 99V100H234ZM249 99V98H248ZM162 100H163V98H162ZM229 101H230V99H228ZM257 100V99H256ZM22 101L24 102V101H27L26 99H22ZM42 101H44L43 99H42ZM152 103H151V105L149 106V107H147L148 109H150V117H149V119L148 120H146V119H144L143 117H142V113H141V110H140V108H139V110H140V114H141V117H142V119H143V123H144V125H145V127L144 128H141L140 129V131L143 133V135L146 137V140L144 139V142H143V148H144V152H142L143 154L142 155H144V157L147 159V160H156L155 159V156L156 155H160L161 156V162L163 163V166L166 168V170L169 172L170 171V173H175V171H176V173H183V171L185 172V173H187V176H188V173L189 172H194V170H198L199 168V166H198V164L199 163H203V161L202 160H204L205 161V159H202L203 158V155H201L200 157H197L198 156V154L199 153H201V152H203V149H204V151L206 152V153H208V154H210L209 156H211V157H213L214 159H215V161L217 162V163H220V162H222V156L223 157H225L224 155H222V151H224V149L223 150H221V145H228V139H227V135H228V130H231L232 129V124L231 123H228L226 126H221V127H214L215 128V130H214V132H217L218 134L216 135V136H218L214 141H207V140H203L204 138L202 137L201 138V134L199 133V129H198V124H203L204 123V120H203V118L202 117H200V114L198 115V116H196V115H194L193 114V116H191V115H189V116H184L183 118H184V120H182L181 122H180V125L179 124H174L173 123V120L175 119V118H173V116H172V120L170 119V118H168L167 116L165 117V118H162L161 117V111H160V109L159 108H157L158 106L155 104V102L153 101V100H150ZM158 101V100H157ZM235 101V100H234ZM239 101H240V99H239ZM249 101V100H248ZM6 102V101H5ZM226 102V101H225ZM257 102V101H256ZM4 103V102H3ZM65 103H67V102H65ZM120 103H119V105H120ZM231 103H234V102H232L231 101ZM244 103V102H243ZM251 103H252V100H251ZM258 103V102H257ZM2 104V103H1ZM224 104V103H223ZM238 104V102L236 103V105ZM242 104V103H241ZM119 105H118V107H119ZM169 105V104H168ZM174 105L175 104H173V102L168 106L169 108H172V107H174ZM225 105V104H224ZM243 106H245L244 104H242ZM2 106H4V104H2ZM9 106V105H8ZM11 106V105H10ZM238 106V105H237ZM236 106V107H237ZM242 106V107H243ZM166 107V106H165ZM164 107V108H165ZM200 107V106H199ZM226 107H230V106H228V105H226ZM234 107V106H233ZM252 107V106H251ZM9 108V107H8ZM46 108H47V106H46ZM164 108H163V110H164ZM188 108V107H187ZM186 108V109H187ZM194 108V107H193ZM238 108V107H237ZM236 108V109H237ZM0 109H2V108H0ZM118 109H120V108H118ZM176 109V108H175ZM192 109V108H191ZM197 109V108H196ZM214 109V108H213ZM224 109H226L225 108V106H224ZM228 109V108H227ZM233 109V112H234V108H232ZM241 109V108H240ZM3 110V109H2ZM5 110H7L6 109V107H5ZM146 110V109H145ZM144 110V111H145ZM172 110V109H171ZM177 110H179V109H177ZM189 110V109H188ZM194 110V109H193ZM203 110H205L204 108H203ZM217 110H218V108H217ZM231 110V109H230ZM181 111V110H180ZM180 111H178L177 113H181ZM220 111V110H219ZM225 111V110H224ZM224 111H220V115H219V117H221L222 119H223V117H224ZM5 112V111H4ZM191 112V111H190ZM230 113H231V116H233L232 114H234L232 111H229ZM6 113H7V111H6ZM22 113V112H21ZM72 113H73V111H72ZM202 113H204V112H202ZM207 113V112H206ZM205 113V114H206ZM10 114V113H9ZM8 114V115H9ZM42 114V113H41ZM46 114H42V115H46ZM88 114H93V115H96V120L95 121H92V122H90V124H89V131H88V133L86 134V135H83V134H81L78 130H77V127L76 126H74L73 124H71V123H67V122H69V121H75L76 119H79L80 117H81V115H88ZM119 114V113H118ZM225 114H229V113H227V112H225ZM172 115H174V114H172ZM214 115V114H213ZM249 116H251V117H254V116H252V115H249ZM261 115H259L258 117H260ZM5 117V116H4ZM180 117V116H179ZM215 117V116H214ZM218 117V116H217ZM217 117H215V118H217ZM256 117V116H255ZM119 118L121 119V117H120V115H119ZM209 118V117H208ZM215 118H214V120H215ZM225 118V117H224ZM244 118V117H243ZM226 119V121L227 120H230V121H232L231 120V118L229 117V118H225ZM232 119H233V117H232ZM248 119V118H247ZM7 120V119H6ZM5 120V121H6ZM11 120H13V118H11ZM10 120V121H11ZM219 121L220 119L218 118V119H216L215 121ZM245 120V119H244ZM254 120V119H253ZM261 120V119H260ZM5 121H3V119H2V122H5ZM223 121V120H222ZM1 122V123H2ZM6 122H8V121H6ZM6 122L4 123V124H6ZM11 122H13V121H11ZM233 122H235V123H233V124H236L237 125V123H236V121H233ZM244 122V121H243ZM243 122H242V124H243ZM252 122V121H251ZM259 121H257L256 123H258ZM0 123V124H1ZM10 123V122H9ZM51 123V122H50ZM124 123V122H123ZM250 123V122H249ZM3 124V125H4ZM10 124H12V123H10ZM125 124V123H124ZM225 124V123H224ZM7 125V127H6V129L9 127L8 126V124H6ZM123 125V124H122ZM14 126V127H15ZM235 126V125H234ZM15 127V128H16ZM162 127H164V128H166L167 130H168V132H169V142H163L162 141V139H161V135H162ZM237 127V126H236ZM240 127H241V125H240ZM239 127V128H240ZM243 127H245V126H243ZM263 127V126H262ZM5 128V127H4ZM12 128H13V126H12ZM234 128V127H233ZM239 128L238 129H234V131H233V133L234 134H236L237 136H235V135H233L232 134V138H233V136H235L234 138H236L237 140H239L240 142H243L246 138H245V136H246V134L244 135L243 134V130L244 129H240L239 130ZM242 128V127H241ZM10 129V128H9ZM29 129V130H28ZM204 129V128H203ZM8 130V129H7ZM250 130V129H249ZM20 131H21V133H20ZM219 131V132H218ZM248 131V130H247ZM11 132V131H10ZM134 133H135V131H133ZM157 132H159V136H157ZM179 133H186V138H187V135H188V138L190 139L189 141H188V144L187 145H185V143L187 142V141H185V140H183L184 142H183V147H182V145H177L176 144V141H175V139H176V136L179 134ZM21 134V135H20ZM164 134H165V132H164ZM163 134V135H164ZM203 134V133H202ZM215 134V133H214ZM254 134H255V132H254ZM152 135H154V139L152 138ZM208 136H210V135H208ZM256 136V135H255ZM258 136H261V135H258ZM29 137V136H28ZM109 137H112V139H109ZM140 137V136H139ZM165 137V136H164ZM185 138V137H184ZM140 139V138H139ZM158 141H157V140ZM161 139V140H160ZM255 139L256 138H254V140H250V143H251V141H255ZM165 140V139H164ZM167 140V139H166ZM230 140H232V139H230ZM258 140H260V139H258ZM113 141V145H111L110 143ZM118 141V142H117ZM143 141V140H142ZM65 142V139L63 138L61 141H60V143H64ZM260 142V141H259ZM262 142V141H261ZM195 144V145H197V146H200V149L198 150V152L196 151V150H190V146L192 145V144ZM243 143H245V142H243ZM248 143H249V141H248ZM61 144V145H62ZM101 144H106L109 148H111L114 152H115V158H114V161H112V162H108V161H105V159L100 155V153H99V149H101L100 147H101ZM142 144V143H141ZM234 144H235V142H234ZM259 144V143H258ZM246 145H248V144H246ZM254 145V144H253ZM185 146V147H184ZM226 146H224V147H226ZM251 146H252V143H251ZM60 147H62V146H60ZM63 147H64V145H63ZM245 147V146H244ZM264 147V146H263ZM67 148H70V147H67ZM192 149H193V147H191ZM232 148V147H231ZM247 148H250V147H247ZM254 148H255V145H254ZM262 148V147H261ZM233 149V148H232ZM238 149V148H237ZM243 149V148H242ZM253 149V148H252ZM251 149V150H252ZM155 150V151H154ZM243 150H245V149H243ZM242 150V151H243ZM254 150V149H253ZM263 150H264V148H263ZM64 151H65V149H64ZM66 151H67V149H66ZM197 153H196V152ZM236 151V150H235ZM234 151V153H236ZM248 151V150H247ZM69 152V151H68ZM205 152H203L204 153V158L206 157V159H207V157L208 156H205ZM76 153V152H75ZM239 153V152H238ZM64 155H65V153H63ZM62 154V155H63ZM127 154V153H126ZM242 154H245V152H243ZM262 154V153H261ZM229 155V154H228ZM236 154H234V156H235ZM259 155V154H258ZM126 156H129V155H126ZM230 156V155H229ZM229 156H226V159H227V157H229ZM262 155H260V157H261ZM105 157V156H104ZM143 156H141V158H142ZM230 157H232V156H230ZM263 157H264V155H263ZM262 157V158H263ZM234 158V157H233ZM238 158V157H237ZM95 159H97V160H99V161H101L102 162V165H101V168L99 169L98 167H96L95 166ZM224 159V158H223ZM232 159V158H231ZM235 159V158H234ZM141 160H144V159H141ZM233 160V159H232ZM261 160V159H260ZM264 159H262L261 161H260V163L261 162H264L263 161ZM77 161H79V163H77ZM146 161V160H145ZM200 161H202V162H200ZM229 161V160H228ZM234 161V160H233ZM143 162V161H142ZM207 162H210V161H207ZM207 162H205V164H208ZM232 162V161H231ZM200 164V165H201ZM204 164V165H205ZM233 164V163H232ZM241 164V163H240ZM256 164H258V163H256ZM76 165H79V167L81 168V172H80V174H79V170L77 169V168H74V166H76ZM82 165V166H81ZM110 165L112 166V165H114L115 167H116V169L118 170V175H117V177H115V175H112L111 174V172H110V169H109V167H110ZM143 168H146L147 169V167H145L144 166V164H140ZM196 166H198V167H196ZM243 166V165H242ZM241 166V167H242ZM246 166H248V165H246ZM260 166V165H259ZM261 166H263L262 164H261ZM214 167V166H213ZM238 167H239V165H238ZM238 167H237V169H238ZM240 167V168H241ZM255 167H256V165H255ZM149 168V167H148ZM195 168V169H194ZM212 168V167H211ZM243 169V168H242ZM208 170V169H207ZM239 170V169H238ZM239 171H241V170H239ZM54 172V171H53ZM196 172V171H195ZM257 172V171H256ZM264 172V171H263ZM56 173V172H55ZM223 173H225L224 172V170H223ZM228 173H229V170H228ZM236 173V172H235ZM200 174V173H199ZM202 174V173H201ZM251 175H252V173H250ZM50 175V176H49ZM63 175V176H64ZM190 175V174H189ZM225 175V174H224ZM238 175V174H237ZM149 176V175H148ZM183 176V175H182ZM186 176V177H187ZM192 176V175H191ZM200 176V175H199ZM220 176H221V173H220ZM234 176V175H233ZM257 176H259V175H257ZM64 177H66V176H64ZM201 177V176H200ZM225 177V176H224ZM232 177V176H231ZM231 177H229V178H231ZM237 177V176H236ZM75 178H77L78 179V189H79V192H80V194L81 195H83V198H86V197H94L95 199H94V203H95V207L96 208H98V210H103L102 208L103 207H100L101 206V204H102V202H103V200H102V197H101V193L104 191V189H105V187L102 185V184H100V183H97L96 182V184L94 185V187H93V189H90V188H88V187H86V185L84 186L82 183L83 182H81L82 181V179L81 178H79V177H75ZM94 178H95V176H94ZM168 178V177H167ZM196 178H198V176L196 177ZM204 178V177H203ZM202 178V179H203ZM259 178V177H258ZM264 178V177H263ZM35 179H36V181H35ZM91 179V178H90ZM214 179V178H213ZM225 179V178H224ZM257 179V178H256ZM260 179V178H259ZM20 180H23L24 181V183H21V184H19V190H17V184L16 183H13V181H20ZM80 180V181H79ZM92 180H94V181H98L97 180V178H96V180L95 179H92ZM215 180V179H214ZM250 179H248V181H249ZM262 180V179H261ZM37 181H39V184H38V186H37ZM75 181V180H74ZM73 181V182H74ZM98 181V182H99ZM101 181V182H102ZM219 181V180H218ZM237 182V181H236ZM262 182V181H261ZM49 183H52V185H50ZM241 183V182H240ZM75 184H76V181H75ZM201 184V183H200ZM209 184V183H208ZM207 184V185H208ZM257 184V183H256ZM256 184H255V186H256ZM259 184V183H258ZM161 185V184H160ZM210 185V184H209ZM214 185H215V183H214ZM40 186H45L46 188H47V191H45V192H40ZM244 186H246V185H244ZM156 187V186H155ZM197 187V186H196ZM210 187V186H209ZM145 188H148V189H152V186H149L148 184H146V185H144V189ZM205 188V187H204ZM218 188V187H217ZM217 188H216V190H217ZM239 188V187H238ZM241 188H243V186L241 187ZM187 189V188H186ZM220 189V188H219ZM15 190H17V192L15 193ZM135 190H137V188L135 189ZM207 190V189H206ZM244 190V189H243ZM141 192H142V190H140ZM204 191V190H203ZM34 193L35 194V199L34 200H37V198L39 197V203L36 205V207H35V209L33 210V211H30L29 213H28V215H29V219H28V221L29 220H31L30 222H32V216H33V214H35V216L37 217V221H38V223L36 224V226L34 227V228H37V229H33V226L30 228V230H31V232H30V230H29V226H31V224L30 225H28L27 223H21L20 221H19V213H23L24 212V210H25V208H28L29 207V205H30V203L32 202V200L30 199V193ZM152 192L153 193H155V191H151V196L152 195H154V194H152ZM214 192H217V191H214ZM16 194V209H15V211H14V209H13V205L11 204V202H10V194ZM240 193H242L241 191H240ZM79 194V193H78ZM150 194V193H149ZM209 194V193H208ZM207 194V195H208ZM80 195V196H81ZM117 195L118 194H115L114 195V197H113V201H112V204H114V205H118V206H120V207H122V201L120 200L122 197H120L119 199L117 198ZM123 195V194H122ZM240 195V194H239ZM248 195H249V193H248ZM156 196V195H155ZM212 196V195H211ZM186 197V196H185ZM199 197V196H198ZM185 199V198H184ZM210 199V198H209ZM241 199V198H240ZM245 199V198H244ZM80 200H83V199H80ZM90 200V199H89ZM141 200V199H140ZM87 201V200H86ZM102 201V202H101ZM241 201V200H240ZM138 202H139V199H138ZM137 202V203H138ZM86 203V202H85ZM139 204V203H138ZM249 204V203H248ZM83 205H85L84 203H83ZM103 205V204H102ZM113 205V206H114ZM247 205V204H246ZM15 206V205H14ZM91 206V205H90ZM112 207V206H111ZM250 207V206H249ZM253 207V206H252ZM15 208V207H14ZM17 208L19 209V213L17 212ZM82 208V207H81ZM94 208V207H93ZM244 208H246L245 206H244ZM125 209V205L123 204V207H122V209H121V214H124L126 211L124 210ZM148 209V208H147ZM83 211H84V209H82ZM135 210V209H134ZM247 210V209H246ZM93 211V210H92ZM107 211V210H106ZM149 211V210H148ZM252 211V210H251ZM254 211V210H253ZM252 211V212H253ZM89 212V211H88ZM88 212H85V213H88ZM95 213H96V211H94ZM103 212V211H102ZM60 213H62L63 215H61ZM105 213H107V212H105ZM104 213V215H106ZM110 213V212H109ZM118 213V212H117ZM247 213V212H246ZM251 213V212H250ZM255 213V212H254ZM260 213V212H259ZM91 213H89V215H90ZM249 214V213H248ZM87 215V214H86ZM85 214H83V216H86ZM89 215H87V217H91V216H89ZM92 215V214H91ZM93 215H96V214H93ZM110 215H111V213H110ZM256 215V214H255ZM135 216V215H134ZM134 216H132V217H134ZM140 216H141V214H140ZM139 216V217H140ZM151 216V215H150ZM65 217V216H64ZM86 217V218H87ZM96 217V216H95ZM119 217V216H118ZM83 218V217H82ZM122 218H124V217H122ZM126 218H129V217H126ZM131 218V217H130ZM136 218H138V217H136ZM135 218V219H136ZM148 218V217H147ZM182 218H183V216H182ZM186 218V217H185ZM85 219V218H84ZM84 219H81L80 221H84ZM177 219V218H176ZM180 219V218H179ZM254 219V218H253ZM93 220V219H92ZM91 219H90V221H92ZM97 220H98V218H97ZM149 220V219H148ZM72 221H74V220H72ZM70 222V220H69V225H70V223H73V222ZM122 221V220H121ZM175 221V220H174ZM180 221V220H179ZM29 222V223H30ZM78 222V224L80 223L79 222V220L77 221ZM98 222V221H97ZM104 222V221H103ZM108 222H109V220H108ZM113 222H114V220H113ZM117 222H118V220H117ZM116 222V223H117ZM144 222V221H143ZM142 222V223H143ZM146 222V221H145ZM88 223V222H87ZM105 223V222H104ZM112 223V222H111ZM122 223H124V222H122ZM121 223V224H122ZM132 223V222H131ZM172 223V222H171ZM94 224H96V222L94 221ZM106 224V223H105ZM104 224V225H105ZM128 224V223H127ZM134 224H135V222H134ZM151 224V223H150ZM119 225H120V221H119ZM143 225V224H142ZM169 225L170 226H172L170 223H169ZM67 226V225H66ZM73 226V225H72ZM75 226V225H74ZM77 226V225H76ZM92 226V225H91ZM91 226H89V228L91 227ZM118 226V225H117ZM130 226V225H129ZM128 226V227H129ZM131 226H132V224H131ZM157 226V225H156ZM184 226H186L187 227V225H184ZM38 227H39V229L41 230L40 231V234H34V231L33 230H38ZM68 227V226H67ZM99 227V226H98ZM119 227V226H118ZM124 227H126V226H124ZM133 228H135V232H137L136 230H138V229H136V227H134V226H132ZM131 227V230L133 229ZM186 227H185V229H186ZM69 228H70V226H69ZM75 228V227H74ZM78 228V227H77ZM77 228H76V231H77ZM88 228V227H87ZM94 228H96V226L94 227ZM105 228V227H104ZM115 229H116V227H114ZM121 229H123L122 228V226L120 227ZM120 228H118L119 230H121ZM143 228V227H142ZM243 228V227H242ZM33 229V230H32ZM72 229V228H71ZM126 229V228H125ZM110 230V229H109ZM108 230V231H109ZM128 230H130V229H128ZM128 230H125V231H127L128 232ZM73 231H74V229H73ZM91 231V230H90ZM90 231H88V232H90ZM92 231H93V229H92ZM96 231H97V229H96ZM107 231V230H106ZM105 231V232H106ZM123 231H124V229H123ZM133 231V230H132ZM213 231V230H212ZM59 232V233H58ZM94 232V231H93ZM102 232H104V229L102 230ZM102 232H101V234H102ZM116 232H118V231H116ZM120 232V231H119ZM119 232H118V234H119ZM182 232V231H181ZM74 233V232H73ZM81 233V232H80ZM86 233V232H85ZM85 233H84V235H85ZM91 233V232H90ZM134 233V232H133ZM145 232H143V230H142V232H141V234H142V238L140 237V238H138L137 240H139V241H141L140 239H143L145 236H143V234H144ZM76 234V233H75ZM82 234V233H81ZM94 235V233H91V235ZM125 234H126V232H125ZM134 234H136L137 235V233H134ZM120 235V237H122L123 236V232H121V234H119ZM139 235V234H138ZM45 236V235H44ZM86 236V235H85ZM89 236H90V234H89ZM95 236V235H94ZM101 236H103V237H105L104 236V233H103V235H101ZM132 236V235H131ZM135 236V235H134ZM258 235H256L255 236V238L257 237ZM261 236V235H260ZM16 237H18V239L16 238ZM80 237H82V235L80 236ZM87 237H88V235H87ZM86 237V238H87ZM120 237H119V239H120ZM138 237V236H137ZM85 238V239H86ZM91 238V237H90ZM96 238V237H95ZM130 238V239H129ZM128 239H127V241H128V248H130V243H133L132 241L134 240V239H136V236L135 237H133L132 239H131V237H129ZM198 238H200V237H198ZM62 239V238H61ZM61 239H59V241L61 240ZM83 239V238H82ZM94 239V238H93ZM99 239H101L100 241H103L102 240V238H99ZM108 239V238H107ZM195 239V238H194ZM257 239V238H256ZM56 240H58V239H56ZM105 240H106V238H105ZM115 240H117V239H115ZM130 240H132L131 242H130ZM144 240H145V238H144ZM196 240H197V238H196ZM62 241V240H61ZM77 241V240H76ZM143 241V240H142ZM141 241V242H142ZM146 241H148V243H149V240H147V238H146V240H145V242ZM245 241V240H244ZM247 241H249V240H247ZM246 241V243H248ZM50 242H51V245H50ZM89 242H91V241H89L88 240V243ZM98 242V241H97ZM106 242V241H105ZM135 242H136V240H135ZM133 243V244H138V243ZM56 243H57V241H56ZM63 243V242H62ZM92 243H94V242H92ZM99 243V242H98ZM143 243V242H142ZM148 243H146V244H148ZM152 242H150V244H151ZM245 243V242H244ZM243 243V244H244ZM58 244V243H57ZM65 244V243H64ZM69 244H70V242H69ZM102 244V243H101ZM125 244L126 243H124V247H122L123 248V251L125 250V252H124V254L122 253V256H120L119 257V253L116 255V252H114V253H112L111 252V254H113L116 258H119V262L117 261V264L118 263H120V262H123V260H125V261H127L128 262V264H129V262H130V260H128L127 258V256H132V254L128 251V250H126V248H125ZM145 243H143V245H146ZM152 244H154V243H152ZM242 244V245H243ZM94 245V244H93ZM100 245V244H99ZM98 245V246H99ZM123 245V244H122ZM247 245V244H246ZM88 246V245H87ZM139 245H137V247H138ZM142 246V245H141ZM150 246V245H149ZM193 246V245H192ZM244 246V248H245V245H243ZM62 247V246H61ZM69 247H71L72 248V246H69ZM92 247H94V246H92ZM120 247V246H119ZM152 247V246H151ZM180 247V246H179ZM178 247V248H179ZM239 247H242V246H239ZM261 247V246H260ZM66 248H68L67 246L64 248V249H66ZM70 248V249H71ZM95 249L97 248V247H94ZM101 248V247H100ZM136 248V247H135ZM145 248H147V247H145ZM145 248L143 247V249L145 250ZM181 248V247H180ZM61 249V248H60ZM69 248L67 249L68 251L70 250ZM89 249H91L90 247H89ZM120 249H121V247H120ZM256 250H257V248H255ZM50 250H51V252H50ZM62 250V249H61ZM60 250V251H61ZM122 250V249H121ZM143 250V251H144ZM150 249H148V251H149ZM238 250V249H237ZM236 250V251H237ZM68 251H67V253H68ZM74 251V250H73ZM244 251V250H243ZM242 251V253L245 255V253ZM245 251H247V250H245ZM50 252V253H49ZM52 252H53V254H52ZM58 252V251H57ZM69 252H71V250L69 251ZM75 252H78V253H71V254H79L78 256L79 257H76V255H74V257L75 258H77V260L78 259H82V258H85L86 256H83L82 255V253H81V251H80V249H78L77 248V251H75ZM96 252V251H95ZM117 252H119V251H117ZM122 252V251H121ZM140 252V251H139ZM233 251H231V253H232ZM238 252H239V250H238ZM232 253V254H234V256H235V259H234V261H233V263L234 264H239V258L241 257V256H244L243 254L241 255V253ZM33 253V252H32ZM35 253V252H34ZM33 253V254H34ZM65 253V252H64ZM94 253V252H93ZM104 253V252H103ZM140 253H142V252H140ZM144 253V252H143ZM230 253V252H229ZM38 254V255H39ZM56 254V255H55ZM62 255H64L63 254V252L61 253ZM66 254V253H65ZM91 254V253H90ZM89 254V255H90ZM95 254V253H94ZM231 254V255H232ZM237 254H240V257L239 256H237ZM253 254V253H252ZM98 255H100V254H98ZM143 255V254H142ZM178 255V254H177ZM230 254L228 255L229 257H233V256H231ZM31 256H33V255H31ZM61 256V255H60ZM93 255H91V257H92ZM107 256V255H106ZM227 256V255H226ZM225 256V257H226ZM59 257V256H58ZM74 257L73 256H71V255H65V256H63V258H62V262H64V261H68V260H75L74 259ZM90 257V258H91ZM112 257V256H111ZM133 257H136V256H133ZM194 257V256H193ZM250 257V259H251V255L249 256ZM87 258V257H86ZM89 258V259H90ZM96 259V258H95ZM107 259V258H106ZM168 259H169V257H168ZM224 259V258H223ZM223 259H221V261L223 260ZM249 259V258H248ZM247 259V260H248ZM92 260V259H91ZM90 260V261H91ZM109 260H111V258L109 259ZM115 260V259H114ZM121 260V261H120ZM135 260H138V258L137 259H135ZM211 260V259H210ZM217 260V259H216ZM215 260V261H216ZM225 260H226V258H225ZM225 260H223V263L225 262ZM38 261V262H39ZM112 261V260H111ZM125 261H124V263H125ZM243 261H245V260H243ZM255 260H253V262H254ZM99 262H106V260L104 261V259L102 260V258H101V260H99ZM108 262V261H107ZM110 262V261H109ZM139 262V261H138ZM37 263V262H36ZM111 263H113V262H111ZM123 263V264H124ZM166 263V262H165ZM212 263V262H211ZM216 263V262H215ZM230 263V262H229ZM232 263V264H233ZM98 264V263H97ZM120 264H122V263H120ZM167 264V263H166ZM213 264V263H212Z\"/></svg>",
  "mask_w": 264,
  "mask_h": 264
},
{
  "label": "clouds",
  "instance_id": "clouds-1",
  "mask_svg": "<svg viewBox=\"0 0 264 264\" xmlns=\"http://www.w3.org/2000/svg\"><path fill=\"white\" fill-rule=\"evenodd\" d=\"M110 5L112 6L111 8H109ZM80 7H81V4L79 3V0H69V3L65 5V8L70 9V10L78 9ZM95 7L99 9L108 10V9H112L114 6L109 3H103V4H97L95 5ZM106 16H107V11L103 12L100 17L95 18L100 21L98 23L96 31L86 37H81L79 41L75 34L78 31V29L74 28L73 25L70 24L68 28L66 29V31L70 33L69 39L67 40V44L79 46L80 43L90 44L93 42L94 39H98L100 34L107 27V24L105 23V20H104V17ZM68 18L73 20L74 23L78 22L77 18L73 14H70ZM104 93H105V90L102 88L100 95L103 96ZM89 104L92 106L93 110H98L100 112L101 119H103V113L110 111L112 108V104L106 103L103 99L89 101ZM32 132L36 136L35 121H33V131ZM43 135L45 136V138H47L48 136H54L55 142L58 146H60V141L63 139V137L59 133L53 132V131L50 132V130L48 129L44 131ZM39 144H40V141L38 139V145ZM67 147L68 145H65V144H64V147H60L61 152L64 153V149ZM70 156H71V151L69 150V152L66 155H64L63 159L66 160ZM51 160L54 163H53V166L50 167L48 173L51 175V173L54 171L59 176L62 177V180L51 186V202L48 204V206L50 207L52 204L56 202H62L61 211L63 214H65V218L68 220H74V221L79 220L82 218L81 203H80V199L78 196L79 186L75 183L67 181L65 177L62 175V173L57 171V167H56L57 161L55 158V153L52 154ZM65 166L67 165L65 164ZM38 184H39V181H37V186ZM261 227L262 225H260V228ZM55 230L59 232H64V239L70 242L73 248L80 249L83 256L88 255V250H86L79 241L74 240L69 233L64 231L62 227L57 226ZM3 233L4 235L0 236V264H25V262L22 260L9 258L8 252H9L11 245H10V242L7 236L8 230L3 229ZM16 238L18 239V237ZM48 264H97V262H92L87 259H80L78 261L68 260L64 262H59L55 259H52L48 261ZM98 264H106V262H98Z\"/></svg>",
  "mask_w": 264,
  "mask_h": 264
},
{
  "label": "snow or ice",
  "instance_id": "snow-or-ice-1",
  "mask_svg": "<svg viewBox=\"0 0 264 264\" xmlns=\"http://www.w3.org/2000/svg\"><path fill=\"white\" fill-rule=\"evenodd\" d=\"M84 7H95V6L81 5V8H84ZM111 7L112 6L110 5L109 8ZM132 7H135V5H132ZM117 14L119 15V13ZM68 35H70V33H68ZM102 42H103L102 40L99 41V43H102ZM140 103H142L144 107L147 108L151 105L152 102L150 100L145 99V100H141ZM258 103L260 106L261 121H262V124H264V92L261 93ZM136 104H137L136 100H131L130 102L120 103L119 115L125 121L126 124H134L136 126V134L141 136L142 139L146 140V137L140 131L141 128L145 127L143 123V119L140 114V110L138 107H132L133 105H136ZM96 118H97L96 115H93V114L81 115L79 119H76L75 121H69L67 123L73 124L74 126L77 127V130L81 134L86 135L89 131L88 126L90 122L95 121ZM32 119L33 121H35L36 136L40 141L39 146L41 148V151L40 153H36V154L30 153L31 158L28 160H25V164L41 165L42 160H43V164L47 165L48 163L51 162L52 154L55 153L57 166H60V161L64 158V156L62 155L60 146L56 144L54 136H48L47 138H45V136L43 135L46 129H49L50 126H54L55 118L54 117L50 118L46 115H42L38 110L34 109L32 113ZM52 131L55 132L54 127H52ZM260 131H261V139H264V127H262ZM243 134H250V133H247V130H243ZM28 135L29 137L33 136V132L29 131ZM157 136H159V132H157ZM109 139H112V137H109ZM71 142H72V137L70 136L69 140L65 141V145H68ZM155 159L157 161H160L161 156L156 155ZM77 163H79V161H77ZM13 183L17 184V190H19V184L24 183V181L23 180L13 181ZM45 191H47V188L45 186H40V192H45ZM6 196L7 194H5L3 198H0V207H2L5 212V219L7 220V223L11 225L13 221L12 219L8 218V216L11 215L12 213L9 210L10 205H9V202ZM38 203H39V197L37 198V200L32 201L29 207L25 208L23 213H19V209L17 208V212L19 213V221L21 223H27L29 219L28 213L30 211H33ZM260 216H261V225H262V227L260 228V234H261L262 240H264V199H261V203H260ZM67 220L68 219H66L65 222H67ZM37 223H38L37 217L35 216V214H33L31 224L33 225V227H35ZM69 226L72 227L71 224ZM65 242L67 243V241ZM50 245H51V242H50ZM262 255H264V253H262ZM139 264H153V262L151 260H145V261L139 262ZM262 264H264V262H262Z\"/></svg>",
  "mask_w": 264,
  "mask_h": 264
}]
</instances>
